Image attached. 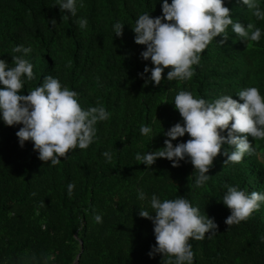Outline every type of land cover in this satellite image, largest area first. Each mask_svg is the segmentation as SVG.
<instances>
[{"label": "trees", "instance_id": "16d2710c", "mask_svg": "<svg viewBox=\"0 0 264 264\" xmlns=\"http://www.w3.org/2000/svg\"><path fill=\"white\" fill-rule=\"evenodd\" d=\"M255 2L0 0V264H264Z\"/></svg>", "mask_w": 264, "mask_h": 264}, {"label": "clouds", "instance_id": "9594fccd", "mask_svg": "<svg viewBox=\"0 0 264 264\" xmlns=\"http://www.w3.org/2000/svg\"><path fill=\"white\" fill-rule=\"evenodd\" d=\"M263 1L264 0H256V2L255 3H257V5H258V7H259V12L258 13H262V12H264V7H263ZM241 5V4H240ZM221 8H223V9H228L230 12H231V14L233 15V16H231V17H229V18H235V15H234V11H233V8H232V6L230 5H223ZM246 8L247 9H249V10H251V11H253L254 13H255V15H257L258 13H256L255 11H254V9H253V4H248L247 6H246ZM248 15H250L251 17H253L254 18V16L252 15V13L251 12H249L248 13ZM239 23L241 24V26H240V29L242 30V31H244V33H243V35L241 36V37H239V41H241L242 43L243 42H245V41H247L248 40V35L251 33V32H253V30L255 29V27L252 25V24H250V23H245L244 21H239ZM251 27V30L252 31H250V33H248L247 35H246V32L249 30V28ZM260 29V28H259ZM261 30V29H260ZM260 38V37H259ZM258 39V38H257ZM256 40V39H255Z\"/></svg>", "mask_w": 264, "mask_h": 264}]
</instances>
